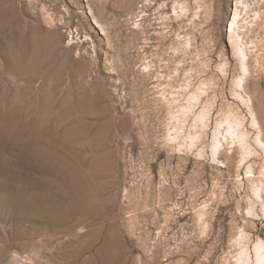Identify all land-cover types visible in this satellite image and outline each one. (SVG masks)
Listing matches in <instances>:
<instances>
[{"label":"rangeland","instance_id":"rangeland-1","mask_svg":"<svg viewBox=\"0 0 264 264\" xmlns=\"http://www.w3.org/2000/svg\"><path fill=\"white\" fill-rule=\"evenodd\" d=\"M93 237L264 264V0H0V264Z\"/></svg>","mask_w":264,"mask_h":264},{"label":"bare ground","instance_id":"bare-ground-1","mask_svg":"<svg viewBox=\"0 0 264 264\" xmlns=\"http://www.w3.org/2000/svg\"><path fill=\"white\" fill-rule=\"evenodd\" d=\"M231 30V25L229 26V31ZM38 47L37 46H32V45H27L24 48V58L27 61L29 57H31V55L33 53H37ZM248 69V67H247ZM71 154V153H70ZM96 158V157H95ZM94 165V164H93ZM77 190V189H76ZM93 190V189H92ZM83 199V198H82ZM94 201V200H93ZM68 202V201H67ZM86 206V205H85ZM69 211V210H68ZM44 212V211H43ZM74 213V212H73ZM64 217V216H63ZM70 217V216H69ZM104 220V219H103ZM96 221V220H95ZM91 224V223H90ZM75 238V237H74ZM44 239V238H43ZM102 240V239H101ZM100 240V241H101ZM61 245V244H60ZM79 245V244H78ZM89 245V247H88ZM259 245V244H258ZM35 246V245H34ZM37 246V245H36ZM111 247V246H110ZM255 248V247H254ZM257 248V246H256ZM45 249V248H44ZM87 249L89 251H94L93 252H89L84 259L83 264H112L109 263V253L108 250L106 248V244L105 241H101L99 243H97V239L96 237H93V239L88 240L87 243ZM47 251V250H46ZM247 254V253H246ZM264 254V253H263ZM246 256V255H245ZM260 256L258 253L257 249H254L251 253V255L249 257H247L246 259L240 260L239 262L241 264H259L260 263ZM41 263V262H40Z\"/></svg>","mask_w":264,"mask_h":264}]
</instances>
